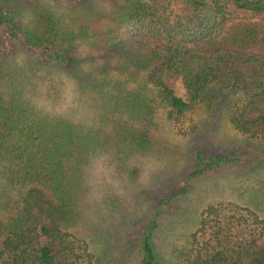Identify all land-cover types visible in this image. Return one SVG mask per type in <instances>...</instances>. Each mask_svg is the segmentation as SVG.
<instances>
[{"label":"trees","instance_id":"trees-1","mask_svg":"<svg viewBox=\"0 0 264 264\" xmlns=\"http://www.w3.org/2000/svg\"><path fill=\"white\" fill-rule=\"evenodd\" d=\"M1 41L0 264L109 263L77 233L83 166L102 151L133 164L158 110L178 122L196 104L220 107L252 148L195 146L184 183L138 229L131 264H264V113L249 114L264 105V0H0ZM78 44L100 54H75ZM41 69L58 81L38 88ZM222 164L245 182L241 203H208L182 235L165 223L157 244L162 203Z\"/></svg>","mask_w":264,"mask_h":264},{"label":"rangeland","instance_id":"rangeland-1","mask_svg":"<svg viewBox=\"0 0 264 264\" xmlns=\"http://www.w3.org/2000/svg\"><path fill=\"white\" fill-rule=\"evenodd\" d=\"M106 13L109 12L104 14ZM7 48L1 41L0 49L5 51ZM74 51L75 54L87 57L100 54L95 48L79 44ZM37 73L42 77L38 88L58 81L55 72L45 73L41 69ZM163 78L176 94L185 97L186 88L179 75L169 73ZM67 92L61 94L60 101L63 103L70 98ZM206 113L211 116L207 117ZM215 113L217 114L212 116L211 110L206 111V108L196 104L181 116L180 121L172 122L166 120L158 110L153 116L156 123L150 132L151 146L145 153L130 154L129 158L136 159L132 161L133 164L128 162L129 165H124L114 159L112 152L102 151L92 156L89 164L83 166L85 192L80 205L82 221L77 233L85 240L88 238L93 241L94 250L102 259L110 260V264H131L132 257L135 258L131 245H134L138 229L143 227L157 200L168 197L184 183V175L192 166L195 146L200 147L204 153L240 146L252 148L245 141L244 135L218 115L220 107ZM260 113H264V105H258L249 114ZM206 117L211 119L204 124ZM191 127L195 128L193 132L189 131ZM130 168L136 171L134 177L127 172ZM241 169L242 167L236 168V171L240 172ZM232 172H235L234 167L227 164L207 169L193 178L187 190L178 198L162 203L158 227L160 230L155 233L156 243L162 244L166 240L167 233H163L165 223L168 229H176L182 235L193 229L194 216L208 203L219 200L241 203L242 186L245 182ZM249 175L255 176L254 172ZM181 235L174 238L180 244L183 241Z\"/></svg>","mask_w":264,"mask_h":264}]
</instances>
